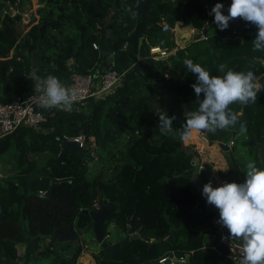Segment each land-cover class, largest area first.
<instances>
[{
  "label": "trees",
  "instance_id": "1",
  "mask_svg": "<svg viewBox=\"0 0 264 264\" xmlns=\"http://www.w3.org/2000/svg\"><path fill=\"white\" fill-rule=\"evenodd\" d=\"M207 1L224 3L225 14L231 3ZM16 3L20 11L32 7V0H0V102L35 89L34 73L41 78L56 76L65 86L75 70L87 73L109 66L126 73L107 97L71 108L45 107L42 124L25 126L0 140V154L13 143L20 150L19 171L0 181V205L7 210V218L0 217V255L11 259L18 241L28 242L31 249L41 248L47 238L54 245L70 223L82 231L92 228L89 211L108 198L119 208L107 222L106 233L111 223L122 232L130 224L141 233L118 248L108 264H162L167 250L177 256L193 251L191 264H234L216 236V207L202 195L205 183L212 181L214 186L213 166L201 170L200 184L193 180L197 150L182 139L186 114L196 111L200 102L191 87L196 75L176 60L186 48L175 50L170 62L153 61L150 55L157 45L175 49L169 31L181 21L199 31L208 29L207 41L199 43V52L191 58L194 63L216 76L228 69L252 70L264 83V50L254 47L257 27L237 17L227 29H218L205 0H38L39 17L33 15L21 38L22 14L5 12ZM229 107L239 116L237 124L216 132L203 130L208 138H235L238 144L241 137L253 146L258 137L264 144V89L255 102ZM160 111L176 117L170 132L160 129ZM240 121L247 126L243 134ZM198 133L194 130L190 138ZM73 136H83L87 148L65 151L63 141ZM46 151L55 157L40 169L37 160ZM259 156L252 158L258 166ZM228 159L237 164L233 154L228 153ZM38 169L47 172L29 180ZM54 182L58 185L53 195L46 196ZM64 196L72 201L61 200ZM47 247L56 263L70 262ZM80 251L76 247L74 258ZM38 255L28 253V258Z\"/></svg>",
  "mask_w": 264,
  "mask_h": 264
},
{
  "label": "clouds",
  "instance_id": "2",
  "mask_svg": "<svg viewBox=\"0 0 264 264\" xmlns=\"http://www.w3.org/2000/svg\"><path fill=\"white\" fill-rule=\"evenodd\" d=\"M225 5L217 2L211 8L216 26L220 30L229 27L234 18H241L254 24L258 31L254 39V47L264 50V0H231L224 11ZM187 70L196 75V82L191 87L200 100L198 109L186 114L182 139L188 140L193 131L227 129L235 126L239 116L229 105L253 103L258 92L264 89L252 70L235 71L228 69L223 76L211 75L209 70L191 59H185ZM221 65V70L224 69ZM37 80L36 90L43 94L41 101L46 108H71L75 93L67 88L58 77L48 75L45 78L33 74ZM201 94L203 97L201 98ZM160 129L162 132L172 130L174 115L160 111ZM241 134L247 131L246 123L239 122ZM241 182H224L213 186L212 181L203 185L202 195L207 203L219 210L218 223L226 227L230 239L241 242L239 264H264V169L258 168L254 161L246 165V174Z\"/></svg>",
  "mask_w": 264,
  "mask_h": 264
},
{
  "label": "built area",
  "instance_id": "3",
  "mask_svg": "<svg viewBox=\"0 0 264 264\" xmlns=\"http://www.w3.org/2000/svg\"><path fill=\"white\" fill-rule=\"evenodd\" d=\"M16 10L17 3L10 6L5 10L6 13H12V10ZM95 48H99L98 43H94ZM153 57L155 59L169 58L172 54V50L164 47H154L151 49ZM126 72L120 73L114 68H91L87 73H81L73 71L71 74L70 83L66 86L72 92L75 93V99L71 107L77 103H83L87 99H102L113 93L123 82ZM43 94L35 89L29 90L25 93L15 96L8 102H0V140L17 133L25 126L37 127L46 119L45 108L41 101ZM66 108V107H58ZM68 141H76L79 143L81 149L87 148V142L83 136L68 137ZM234 143V140L231 141ZM100 204H97L96 208H99ZM216 217L213 221L214 228L216 230V236L219 241L224 243L228 248V257L234 264H239L241 252V242L238 239H230L229 233L226 227L218 223ZM215 248V246H213ZM193 253L191 251L188 254ZM175 256L179 260L185 261L186 256ZM169 257V254L160 258L162 264H177L172 258L171 263H165V260Z\"/></svg>",
  "mask_w": 264,
  "mask_h": 264
},
{
  "label": "rangeland",
  "instance_id": "4",
  "mask_svg": "<svg viewBox=\"0 0 264 264\" xmlns=\"http://www.w3.org/2000/svg\"><path fill=\"white\" fill-rule=\"evenodd\" d=\"M37 7H39L38 0H32V7L31 8L25 9L24 11H19L23 16L22 21L19 24V26H20L19 31L22 30L21 31V38L25 34V32L30 29L31 24L33 23L32 17L35 14L34 11L37 9ZM26 8H28V6ZM16 12L17 11L14 9V10H12L11 14L12 15L17 14ZM169 32L172 33L171 36L176 43L174 48H176V49L177 48H184V47L186 48V52L184 54L177 55V57H176V60L183 61V62L185 59H191L194 56V54L199 52V47H198L199 43H203V42L207 41V37H208V34H202L203 36L199 40H196L195 39L196 34H195L194 30L191 29L189 25H185L183 22L178 23V25L176 23V26L173 29H171ZM199 32L203 33L202 30ZM173 33L175 35L174 37H173ZM176 49H174V50H176ZM174 55H176V53H174ZM157 111H159V109ZM203 143H206L207 145L209 144L207 147L210 150H207V151L202 150L203 148H201V147L203 146ZM215 143L216 142L211 141L210 138L208 139V135L203 130L199 134L198 137L196 136L194 138H189L188 140H184L185 145L191 146L193 149L197 150V154L195 155V159H194V161H195L194 165L198 166V169L202 170L207 164H211L213 166V169H215V170H216V168H218L221 165L224 167V168H222V170L220 169L218 173H216V171H215L217 177H214V175H213L215 186H218V185L224 183L225 176L227 175L228 171L230 170L231 163L226 164L224 158L227 159V156L225 155L224 150L221 149L219 147V145H217ZM212 146H215V148L217 149L216 152L211 151ZM237 146H238V148L242 149V151H243V153L238 154L239 158L242 160H245L246 163H248L249 161H252V158H253L252 151L249 149L247 144L243 143V140H241V137L239 138V142H238ZM209 152H210V158H208ZM230 153L233 154V152H230ZM216 154L220 155L223 163L221 162L220 159H218V161L221 162V164L216 163L217 161H215V158H213L216 156ZM19 155H20V150L17 149L15 143H13L12 147L5 154H0V181H1V179H4V178L9 177L11 175H14L16 172L19 171V163H18L19 162ZM53 157H55V155H54V153H52L50 151H46V152L41 153L40 156L38 157V160H37L38 168L42 169L43 167H45ZM260 158H261V161L263 162L262 157H260ZM257 167L259 168L258 165H257ZM200 170H197V171L199 172ZM243 171H244V174H246L245 168L243 169ZM115 227L116 226L114 223L110 224L109 225V232L112 233ZM76 229H77L79 237L76 238L75 241H74V239L63 240V241L57 240L56 251L58 252V254L63 253V256L64 255L68 256L69 251H67V250H69V249L64 248V247L70 246V250H71L72 246H73V249L75 248V246L76 247L79 246L81 248L80 254L86 250L85 253L82 255V256H84L83 260L85 261V264H93L94 260L97 264L96 260H97V257L99 256V254H98L99 250L98 249H100V246L95 242V237H94V234L92 233V228H89L90 233H88V235L86 236L87 239L82 238V232L84 233V231H82L78 227ZM89 231H87V232H89ZM64 249H66V250L63 252ZM54 257H55V255L53 257H49V258H47V257H44V258L41 257L39 259L36 258L37 259L36 262H37V264H54L55 263V260L53 259Z\"/></svg>",
  "mask_w": 264,
  "mask_h": 264
},
{
  "label": "water",
  "instance_id": "5",
  "mask_svg": "<svg viewBox=\"0 0 264 264\" xmlns=\"http://www.w3.org/2000/svg\"><path fill=\"white\" fill-rule=\"evenodd\" d=\"M205 2L208 4V9L211 10V8L214 6V2L213 1H207L205 0ZM190 28L194 30L196 37V40H199L203 35L202 34H208V29H204L203 33H200L198 29H196L194 27L193 24H189ZM174 33H173V37H174ZM174 58V57H173ZM172 58V59H173ZM107 69H109V66H107ZM76 109V107H75ZM216 142H218V144L223 148V149H227V150H231V146H230V142H224L220 139H216ZM63 145L65 146V151L68 149V147H74L76 149H81L79 147V143L76 141H68V140H64L63 141ZM262 150H263V146H262ZM263 160H264V156H263ZM198 170V168H197ZM41 172H47V171H41V170H36L34 171V173L29 177V180H33L39 173ZM241 181L244 180V176L239 175L238 177ZM193 180H195L198 184H200V175L199 173H195L193 175ZM58 185L57 182H54L51 187L45 192L46 196H52L53 195V191L54 188ZM201 188V186H200ZM61 200L64 201H69L71 202L72 199H68L66 196L62 197ZM119 206L118 204L110 201L108 198H104L103 202L101 204V206L97 209H93L90 210L89 213L92 217V221H93V234L95 237V242L104 250H106V254H105V258L102 259L100 261L99 264H108V260L109 258L113 257L114 252L120 248L121 246L126 245L129 241L135 239V238H140L141 237V233L140 231H134L131 227V225L129 224L128 226V231L125 237L121 238L119 233H116V241L114 242H110L107 238V234H106V224L107 222L110 220V218L115 214V212L118 210ZM0 210L2 211L3 214V218L6 219L7 218V210L5 208H2V205H0ZM218 215H219V210L216 208ZM172 236H173V230H171L170 235L168 237V240L171 241L172 240ZM78 238V233L76 231V229L73 226V223H70L69 225V230L66 233L60 234L57 239L58 240H70V239H76ZM24 244L21 243L19 245H17V249H18V254L21 255V259H23L24 254H22V248ZM21 249V250H20ZM96 252V251H95ZM94 252V253H95ZM176 254L174 251H171L169 253V257L165 260V263H171L172 258H174V261L177 264H191V256L190 254H188L186 256V260L182 261L179 260L177 257H175ZM13 257H11L12 259ZM95 259V258H94ZM97 261V260H96ZM14 264H19L17 261H13ZM74 262H76V259H72L71 262L69 264H73ZM64 264V263H62Z\"/></svg>",
  "mask_w": 264,
  "mask_h": 264
},
{
  "label": "crops",
  "instance_id": "6",
  "mask_svg": "<svg viewBox=\"0 0 264 264\" xmlns=\"http://www.w3.org/2000/svg\"><path fill=\"white\" fill-rule=\"evenodd\" d=\"M39 6H40V4H39ZM37 9H38V7H37ZM37 9L34 11L35 12V14H36V16L37 17H39L38 16V14H37ZM20 11V10H19ZM37 22V21H36ZM178 23H181V21H179V22H177V25H178ZM173 29V28H172ZM154 47H162L161 45H157V46H153L152 48H154ZM151 48V49H152ZM176 49V48H175ZM178 49V48H177ZM176 49V50H177ZM14 52H15V50H13L12 51V55L14 54ZM176 51L175 50H172V54H171V56L169 57V58H160V59H155L154 57H153V52L151 51V55H150V59H152L153 61H156V62H158V61H167V62H170L171 60H173L172 58L174 57L175 58V55H174V53H175ZM156 65H158V64H156ZM124 81V80H123ZM200 133L202 132V130L201 131H199ZM200 133H198V135H197V137L199 136V134ZM206 134H207V132H206ZM209 139V138H208ZM232 140H235L234 141V143L232 144L231 143V141ZM211 141H215V139L214 140H211ZM222 141H224V142H227V141H229L230 143V146H231V150H227V149H223L219 144H218V142H216L215 144H217V145H219V147L221 148V149H223L224 150V152H225V155L227 156V159L226 158H224L225 159V162H226V164H229V159H228V153H230V152H233V154H234V156H235V158L236 159H238L237 160V166L239 167V169L241 170V171H243V169L245 168L246 169V165H247V163L245 164L244 162H242V159L241 160H239L240 158H239V156H238V154H240V153H243V151H242V149H240V148H238L237 147V142H236V139L235 138H231V139H229V140H222ZM209 145V144H208ZM206 143H203V146L201 147V148H203L202 150H205V151H207V150H210L207 146H208ZM249 147V149L250 150H252V154H253V157L255 156V155H257V153L258 154H260V152H259V150H257L256 148L255 149H253V148H251V146H248ZM216 148H215V146H212V148H211V151H214V152H216ZM256 153V154H255ZM202 154V153H201ZM261 155V154H260ZM208 158H210V152H209V156H208ZM213 158H215V161H217L216 163H219V164H221V162L223 163V161L221 160V157H220V155L219 154H216V156L215 157H213ZM218 159H220L221 160V162H219L218 161ZM245 161V160H244ZM193 163L195 164V161H193ZM198 167V166H197ZM222 168H224L222 165L221 166H219L218 168H216V170L215 169H213V173H212V175H211V178H212V180H213V182H214V178H213V175H214V177H217V175H216V173H218L219 172V170L221 169L222 170ZM198 170H200V169H198ZM215 171H216V173H215ZM196 172H198L197 170H196ZM201 172V170L198 172V173H200ZM244 172V171H243ZM237 179H239V178H237ZM237 179H234V180H232V181H237ZM239 181H241L240 179H239ZM214 186H215V183H214ZM1 212V211H0ZM2 214V213H1ZM216 217H219V216H216ZM112 224V223H111ZM116 226V225H115ZM87 231H89V229L88 230H84V233L82 232V238H85L87 235H88V233H90V231L89 232H87ZM116 233H119L120 234V236H121V238H123V237H125L126 236V234H127V232H122V231H120V230H118V228L116 227ZM50 241H51V239H49V238H47L46 240H44L42 243H41V248H39V249H31V246H30V244H28V242H26V241H18V242H16V244H15V248H16V254L13 256V258L12 259H10L9 258V260H7V258H6V254H1L0 255V262H1V264L3 263V264H14V260L15 261H17L19 264H37V262H36V258H28V253H30L31 254V256L33 257V256H35L36 254L38 255V259L39 258H41V257H47V258H49V257H53L54 256V254H51V252L50 251H48V247L47 246H49L50 245V248L51 249H56V243L54 244V245H51L50 244ZM67 242V241H66ZM21 243H23L24 244V246L23 247H20V248H22V254H24V256H23V259H21V255H19L18 254V249H17V245H19V244H21ZM78 247V246H77ZM67 249H69V250H67V251H69V255L68 256H63L65 259H67V260H70V262H71V260L74 258V256H73V253L75 252V250H76V246H75V248L73 249V246L71 247V250H70V246L69 247H67ZM21 250V249H20ZM40 250H44L45 252L43 253V254H40L39 253V251ZM66 249H64L63 250V252L65 251ZM47 251V252H46ZM86 251V250H85ZM85 251H83L81 254H79V256L76 258V262H74L73 264H85V261L83 260V258H84V256H82L84 253H85ZM172 250H167V252H166V254H169L170 252H171ZM60 255H63V253H61ZM29 259V260H28ZM54 259V258H53ZM55 260V259H54ZM70 262H66L65 260H60V262L59 263H56V261H55V263L54 264H62V263H64V264H69ZM93 264H96V262H95V260H94V263ZM98 264V263H97Z\"/></svg>",
  "mask_w": 264,
  "mask_h": 264
},
{
  "label": "flooded vegetation",
  "instance_id": "7",
  "mask_svg": "<svg viewBox=\"0 0 264 264\" xmlns=\"http://www.w3.org/2000/svg\"><path fill=\"white\" fill-rule=\"evenodd\" d=\"M262 146H263V150H262ZM253 149H257V150H259V152H260V154H261V157H262V159H263V156H264V144H263V142L262 141H260L259 140V138L258 137H256V141H255V144L253 145V146H251ZM229 164H230V162H229ZM259 168H262V169H264V160H263V162L261 161V165H259ZM239 175H242V176H244L245 174H244V172L243 171H241L240 169H239V167L237 166V164H231V167H230V170L228 171V173H227V175L225 176V179H227V180H230V181H232V180H234L236 177L238 178L239 177ZM236 178V179H237ZM101 206V205H100ZM97 209V208H96ZM1 211V210H0ZM2 213V211L0 212V217H3V214H1ZM76 229V228H75ZM92 229H93V227H92ZM108 229H109V227H108ZM76 231H77V229H76ZM68 232V231H67ZM78 233V232H77ZM92 233H93V231H92ZM107 234V238H108V240L110 241V242H114V241H116V227L114 228V230H113V232L112 233H106ZM78 237H79V235H78ZM86 238V237H85ZM87 239V238H86ZM74 241H75V239H74ZM99 250V256L97 257V263L99 264L100 263V261L102 260V259H104L105 258V254H106V250H104V249H102L101 247H100V249H98ZM115 253H116V251L114 252V255H113V257L115 256ZM97 254V255H98ZM96 256V255H95ZM113 257H111V258H113ZM111 258H109V259H111ZM73 259H76V258H73Z\"/></svg>",
  "mask_w": 264,
  "mask_h": 264
}]
</instances>
